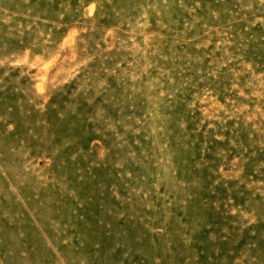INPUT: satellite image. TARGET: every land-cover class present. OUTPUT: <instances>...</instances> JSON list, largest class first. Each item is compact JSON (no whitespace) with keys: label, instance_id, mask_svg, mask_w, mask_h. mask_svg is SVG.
<instances>
[{"label":"rangeland","instance_id":"1","mask_svg":"<svg viewBox=\"0 0 264 264\" xmlns=\"http://www.w3.org/2000/svg\"><path fill=\"white\" fill-rule=\"evenodd\" d=\"M0 264H264V0H0Z\"/></svg>","mask_w":264,"mask_h":264}]
</instances>
